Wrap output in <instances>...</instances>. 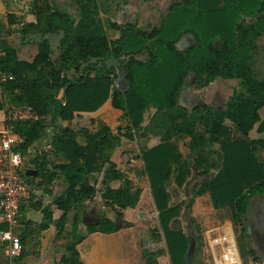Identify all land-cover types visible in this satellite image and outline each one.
Returning a JSON list of instances; mask_svg holds the SVG:
<instances>
[{
	"label": "trees",
	"instance_id": "1",
	"mask_svg": "<svg viewBox=\"0 0 264 264\" xmlns=\"http://www.w3.org/2000/svg\"><path fill=\"white\" fill-rule=\"evenodd\" d=\"M74 1L80 10L79 21L47 0L33 2L38 22L26 24L21 30L25 44L31 36L37 37L38 54L32 62L19 60L16 50L7 43L1 44L0 56V71L13 75L12 80L1 84L0 110L27 106L40 118L51 119L52 150L61 161L52 165L38 155L37 149L33 159L37 176L30 179H38V187L49 195L53 194L54 182L64 186L53 200L62 213L57 228L61 234L69 223L70 232L77 239L67 247L70 256L64 257L61 264H83L76 247L86 235L78 234L80 217L75 204L95 195V186L88 183L91 175L104 171L103 199L116 210V217L103 215L97 224L87 226L88 235L112 234L132 227L125 211L134 208L139 197L114 162L102 161L119 136H113L108 126L88 132L65 124L78 113L109 110L126 121L129 133L125 136L130 139H134L131 131L135 128H140L142 136L173 134L189 138L191 151L197 155L194 167L200 175H209L213 170L210 158L204 155L205 146L209 141L219 142L221 167L196 195L210 193L216 209L231 207L236 220L240 216L244 219L251 199L264 195V162L256 154L258 149L264 151V139L259 138L264 134V118L260 114L264 108V76L259 77L252 67L259 49L257 42L264 37V0H181L151 31L141 30L133 23L119 25L103 20L98 0ZM108 29L117 32L115 39L109 38ZM57 34L62 35L58 63L52 59L50 39ZM186 35L193 37V44L180 51L177 44ZM143 53L147 54L144 60L139 58ZM122 58L124 90L117 87L112 77L114 70L108 67L111 60ZM191 75L198 89L220 79L236 80L239 88L234 90L225 110L199 105L190 110L180 104V97ZM61 90L63 98L58 99ZM151 110L155 112L148 125L143 126L146 113ZM227 120L243 138H232L233 130L225 124ZM43 125H16L26 156L29 148L38 146L45 130ZM172 146L165 140L146 151L143 160L172 264H186L189 239L170 227L179 207L170 206L166 185L173 172L172 160L181 159ZM184 172L179 164L175 178L179 187L184 184ZM115 181L122 183L116 188ZM44 212L51 222L52 213ZM241 233L245 236L244 228ZM149 255H145L146 264H158Z\"/></svg>",
	"mask_w": 264,
	"mask_h": 264
},
{
	"label": "rangeland",
	"instance_id": "2",
	"mask_svg": "<svg viewBox=\"0 0 264 264\" xmlns=\"http://www.w3.org/2000/svg\"><path fill=\"white\" fill-rule=\"evenodd\" d=\"M131 1L133 3L126 1V3L117 4L118 8L114 12L109 8L111 7L110 4L105 3L104 9L106 13L108 12V14L114 15L113 17L117 18L119 25L133 23L141 30L151 31L161 23L158 15L162 16L160 18H163L164 14L167 15L170 8L181 0H151L148 3L144 2V4H141V6L146 5V7L158 9L156 11L158 13L157 16L153 17L154 20L159 19L155 26H153L150 19L145 18V8H143L144 14L140 13L141 6L140 4L136 5L138 0ZM127 4L128 7H125ZM103 18L106 19L105 17ZM0 29L3 30L2 27ZM107 33L110 39H115L117 36V32H114L112 29H108ZM183 39H188V43L190 44L191 41L193 44V37L191 35H186ZM257 44L259 49L254 55L252 67L259 77H263L264 37L259 39ZM178 49L182 51L184 49L183 45H179L178 43ZM139 58L144 60L147 58V54L143 53ZM52 59L56 63L59 62V48L53 49ZM123 61L124 58L119 61L111 60L108 62V67L114 70L112 77L115 84L121 90L126 88L124 72L122 70ZM192 79V75L188 77L187 84L180 97V104L190 110L198 105L203 106L204 109L208 107H220L221 110H225V105L230 100L234 90L239 88V83L236 80L228 81L220 79L206 89H198L196 88L195 81H192ZM154 112V110H151L146 113V121L143 126L148 125ZM50 121V117H47L44 121L43 126L45 130L38 141V155L45 157L50 164L54 165L60 160L55 157L52 150L53 128ZM228 124L230 125V122L227 121ZM78 125L79 123L75 125L71 122V126L76 131L83 129L88 132H95L96 129L95 125L90 126V128H80ZM111 125L112 135L119 136L120 140L112 142L114 147L106 151L102 161L103 163L105 160L114 162L123 173L125 180L130 183L131 191L134 193L139 192L136 206L125 211L128 220L133 223L128 233L134 242L136 260L146 264L145 255L150 254L149 257L157 261L158 264H172L159 219V211L155 205L150 179L143 160V155L146 151L168 140L173 145L175 154L181 155L180 161L175 162L172 160L173 172L166 187L170 195V206L179 207V214L171 221L170 227L173 230L182 231L189 239L186 264H264V234L260 235L261 232H259L256 226V218L254 216L255 212H259V214L264 212V201L253 207L252 212L254 213L246 215L244 219L240 216L236 220L231 207L215 208L210 193L196 195V192L200 188L214 178L221 167L222 162L217 155L221 151L219 142L209 141L205 146L204 155L210 158L213 170L209 175H200L199 170L194 167V160L197 155L191 151L189 138L173 134L167 136L164 134L142 136L140 128H135L131 131L134 134V139H130L125 136V133H129V129H126V121H122L116 117L114 124L112 123ZM120 128H123L121 132H119ZM120 133L121 136L119 135ZM35 156L36 153L27 155L25 163L26 172L36 169V165L33 162ZM262 161L264 162V159ZM179 164L185 171L184 184L181 187L177 185L175 180L179 171ZM105 167H108V164H105ZM103 180L104 171L91 175L88 178V183L95 186V195L81 201L79 204H75L79 212L80 225L83 232L90 224L89 222L96 221L103 215L116 217V210L107 206L103 199ZM38 181V179L31 180L36 187L35 199L39 198L43 191L38 187ZM121 183V181H115L113 186L117 188ZM242 227L244 228L245 236H242ZM76 239L77 236L73 237L72 243ZM251 251H254V253L251 254ZM136 264L139 263L136 262Z\"/></svg>",
	"mask_w": 264,
	"mask_h": 264
},
{
	"label": "crops",
	"instance_id": "3",
	"mask_svg": "<svg viewBox=\"0 0 264 264\" xmlns=\"http://www.w3.org/2000/svg\"><path fill=\"white\" fill-rule=\"evenodd\" d=\"M35 1L43 2L45 0H0V28H3V30L0 29V44L7 43L9 46L16 50L19 60L27 62H32L38 54L37 37L31 36L29 38V42L25 44L23 42V33L21 30L26 24H37L38 22L37 14L35 10L32 9L33 2ZM47 1L50 2V5H56V7L67 12L76 21H79L80 10L74 0ZM126 1H128V3H133L131 0H98L100 17L103 20L109 19L111 20V22L119 24L117 18L113 17L114 15L108 14V12L106 13L104 4H110L111 7L109 8L114 12L118 8L117 4H123L126 3ZM139 4L141 6V4H144V2L142 0H138L136 5ZM125 7H128V4L125 5ZM143 8H145V18L150 19L153 26L158 23L159 19L160 22H162L164 18H160L162 16L158 15L159 19H153V17L157 16L158 13L156 11L158 9H154L153 7L151 8L149 6L146 7V5H144L140 7V13L142 14H144ZM164 16L166 15L164 14ZM103 17H105L106 19H104ZM61 38L62 35L59 34L50 37L53 43V49L59 47V41ZM180 41L179 45H183L184 47L182 51H185L190 47H188L187 45L189 44L188 39H181ZM190 44L192 45L191 41ZM1 55H3V52L0 47V56ZM63 94L64 91L61 90L58 94V99H62ZM2 100L3 99L0 92V101ZM263 112L264 108L260 111L261 116L264 118ZM45 119L46 118H40L37 122L28 121L27 123L44 124ZM114 120H116V116L111 111L104 110L94 114L78 113L74 120L66 122L65 124L71 126V122L75 125L79 123L78 126L80 128H90V126L95 125V131H97L102 126H108L112 128L111 124H114ZM227 121L225 123L226 125ZM227 126L232 128V138L234 140L243 138L242 135L238 132L237 128L233 126L231 122L230 125L228 124ZM259 138L264 139V134L260 135ZM256 154L260 159H264L263 150L258 149ZM59 184L64 187L62 183L59 182ZM41 194L42 195L39 198L34 199L31 206L24 211V217L21 221L22 224L19 228V233L21 234L24 249L23 254L19 259V264H61V260L64 257L67 258L70 256L67 247L72 244L73 237H75L76 234L70 232L69 223L66 225L65 231L59 234L57 221L61 217L62 213L53 204L54 199L51 198L49 194H46L43 191L41 192ZM263 201L264 195L253 197L250 201L249 209L246 215L248 216L249 214L254 213L252 212L253 207ZM44 210L52 213L51 222H49V220H47V218L45 217ZM107 216L114 218L110 215ZM254 216L256 218V226L259 229V232H261L260 235H263L264 212L261 214H259V212H255ZM96 222L98 223V220H96ZM45 224H47V227L43 228V225ZM130 228H126L112 234L95 232L88 235L87 228H85L83 232L82 227L79 224L78 234L86 235V238L76 247L79 252V259L83 264H136V262L139 264H144L136 260L134 242L130 238V235L128 233ZM68 236L70 237L69 239ZM0 264H7V255L1 243Z\"/></svg>",
	"mask_w": 264,
	"mask_h": 264
},
{
	"label": "built area",
	"instance_id": "4",
	"mask_svg": "<svg viewBox=\"0 0 264 264\" xmlns=\"http://www.w3.org/2000/svg\"><path fill=\"white\" fill-rule=\"evenodd\" d=\"M13 79L12 74L0 71L1 84ZM40 119L31 107L4 108L0 110V243L7 255V264H19L23 254V243L19 228L25 209L35 199V185L27 175L25 163L27 156L21 150L23 139L17 132L18 123L37 122ZM38 146L28 149V155L36 153ZM49 195L55 198L64 190L58 182L51 186Z\"/></svg>",
	"mask_w": 264,
	"mask_h": 264
},
{
	"label": "water",
	"instance_id": "5",
	"mask_svg": "<svg viewBox=\"0 0 264 264\" xmlns=\"http://www.w3.org/2000/svg\"><path fill=\"white\" fill-rule=\"evenodd\" d=\"M187 45H188V47L191 46V44H187ZM177 47H178V45H177ZM187 81H188V78H187V80H186V82L184 84L183 90L185 89ZM192 81H194V78L192 79ZM217 108L220 109V107H217ZM27 175H29L30 177H36L37 176V171L36 170H29V171H27ZM92 222H89V223L90 224H97L96 221H92Z\"/></svg>",
	"mask_w": 264,
	"mask_h": 264
}]
</instances>
